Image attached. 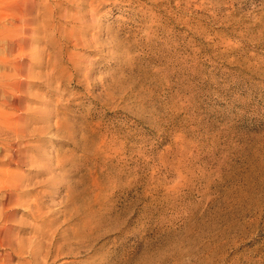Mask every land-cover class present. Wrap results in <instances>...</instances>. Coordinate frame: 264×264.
Here are the masks:
<instances>
[{
	"label": "rangeland",
	"instance_id": "rangeland-1",
	"mask_svg": "<svg viewBox=\"0 0 264 264\" xmlns=\"http://www.w3.org/2000/svg\"><path fill=\"white\" fill-rule=\"evenodd\" d=\"M31 33L0 264H264V0H37Z\"/></svg>",
	"mask_w": 264,
	"mask_h": 264
},
{
	"label": "bare ground",
	"instance_id": "bare-ground-1",
	"mask_svg": "<svg viewBox=\"0 0 264 264\" xmlns=\"http://www.w3.org/2000/svg\"><path fill=\"white\" fill-rule=\"evenodd\" d=\"M36 29L37 0H0V66L3 65L7 70L11 68L15 72L13 75L0 72L1 77L5 78V80L6 78L9 79L7 82H4L5 80L0 78V87L5 89L3 99L7 105H9V103L15 106L21 104V99H18L16 92L23 84L15 81V79L17 76H20L17 78L28 76L26 73V68H28V66L25 63L27 62L26 60H29L27 48L29 42L36 39L31 33L32 30ZM21 91L19 93H21ZM19 117H17V120L8 121L16 127L12 128L8 124L9 129L17 136L25 133L23 126H20L21 119ZM19 157L20 156L14 155L11 158L19 160ZM20 159L27 163L26 157L22 156ZM19 186L20 182L14 175L7 174L0 177V193L7 188L6 191L10 188L19 189ZM7 195L12 196V193ZM5 208H7V205H4V209ZM7 217H9V215Z\"/></svg>",
	"mask_w": 264,
	"mask_h": 264
}]
</instances>
